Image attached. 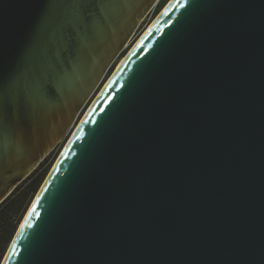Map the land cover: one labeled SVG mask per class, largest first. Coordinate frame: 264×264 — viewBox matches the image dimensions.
Wrapping results in <instances>:
<instances>
[{
	"label": "water",
	"instance_id": "obj_1",
	"mask_svg": "<svg viewBox=\"0 0 264 264\" xmlns=\"http://www.w3.org/2000/svg\"><path fill=\"white\" fill-rule=\"evenodd\" d=\"M159 2L0 0V205L77 126L1 264H264V0H174L106 79Z\"/></svg>",
	"mask_w": 264,
	"mask_h": 264
},
{
	"label": "trees",
	"instance_id": "obj_2",
	"mask_svg": "<svg viewBox=\"0 0 264 264\" xmlns=\"http://www.w3.org/2000/svg\"><path fill=\"white\" fill-rule=\"evenodd\" d=\"M165 4L166 1L159 4L150 19L145 21L141 30L139 29L138 35H140V33L145 30V27L153 21L154 17L158 15ZM124 56L125 52H123L120 58H123ZM112 72L113 68L109 74ZM108 75L106 79L108 78ZM62 147L63 143L55 152L50 154L23 183L17 187V189L3 204L0 205V264L2 263L30 205L60 155Z\"/></svg>",
	"mask_w": 264,
	"mask_h": 264
},
{
	"label": "rangeland",
	"instance_id": "obj_3",
	"mask_svg": "<svg viewBox=\"0 0 264 264\" xmlns=\"http://www.w3.org/2000/svg\"><path fill=\"white\" fill-rule=\"evenodd\" d=\"M166 1V4L164 5V7L160 10V12L158 13V15H156L155 17H154V19H153V21L155 20V18H157L158 16H159V14L161 13V11L167 6V4H168V2L170 1V0H161L160 2H159V4H162L163 2H165ZM159 6V5H158ZM157 6V7H158ZM156 7V8H157ZM156 8L152 11V13L146 18V20L145 21H147V20H149L150 19V17L152 16V14H153V12L156 10ZM145 21L141 24V26H140V30L142 29V27H143V25H144V23H145ZM153 21L148 25V26H146L145 27V30L142 32V33H140V35H138V33H139V30L137 31V33H136V36L134 37V39H133V41L131 42V44L129 45V47L126 49V51H125V54H127V52H129L130 51V49L132 48V46L134 45V44H136V42L138 41V39L140 38V36H142L145 32H146V30L150 27V25L153 23ZM121 61V58H119L118 59V61L116 62V64L114 65V67H113V70H114V68H116V66L119 64V62ZM110 76V74L108 75V77ZM102 88V87H101ZM101 89H99L98 90V92L100 91ZM98 92L96 93V95L92 98V100H91V102L96 98V96H97V94H98ZM90 102V103H91ZM86 110L87 109H85V111L81 114V117L80 118H82V116L85 114V112H86ZM80 120V119H79ZM75 128H77V126L75 125L74 127H73V129L71 130V132L69 133V135H68V137H67V139L65 140V141H62L54 150H53V152H55L58 148H59V146L63 143V147H62V149H61V152L63 151V149H64V147H65V145H66V143H67V141H68V139L72 136V134H73V132L75 131ZM52 152V153H53ZM51 153V154H52ZM59 157V156H58ZM56 162V161H55ZM55 164V163H54ZM54 166V165H53ZM52 166V167H53ZM52 169V168H51ZM51 171V170H50ZM9 249V248H8Z\"/></svg>",
	"mask_w": 264,
	"mask_h": 264
},
{
	"label": "bare ground",
	"instance_id": "obj_4",
	"mask_svg": "<svg viewBox=\"0 0 264 264\" xmlns=\"http://www.w3.org/2000/svg\"><path fill=\"white\" fill-rule=\"evenodd\" d=\"M160 1H161V0H160ZM173 1H174V0H170V1L168 2L167 5L171 4ZM142 36H143V35H142ZM142 36H140L139 39H141ZM139 39H138V41H139ZM138 41H137V42H138ZM137 42H136V43H137ZM134 46H135V44L132 46V48H133ZM132 48H131V49H132ZM131 49H130V50H131ZM125 60H126V57H124V58L119 62V64L117 65V67H116V69H115V72L118 71V69L121 67V65L124 63Z\"/></svg>",
	"mask_w": 264,
	"mask_h": 264
}]
</instances>
